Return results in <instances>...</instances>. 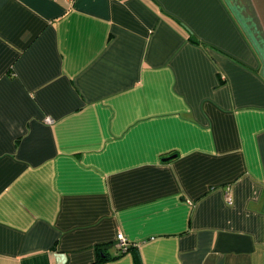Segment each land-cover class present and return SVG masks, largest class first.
Masks as SVG:
<instances>
[{
  "label": "crops",
  "instance_id": "obj_1",
  "mask_svg": "<svg viewBox=\"0 0 264 264\" xmlns=\"http://www.w3.org/2000/svg\"><path fill=\"white\" fill-rule=\"evenodd\" d=\"M0 264H264L251 0H0Z\"/></svg>",
  "mask_w": 264,
  "mask_h": 264
},
{
  "label": "water",
  "instance_id": "obj_2",
  "mask_svg": "<svg viewBox=\"0 0 264 264\" xmlns=\"http://www.w3.org/2000/svg\"><path fill=\"white\" fill-rule=\"evenodd\" d=\"M264 30V0H251Z\"/></svg>",
  "mask_w": 264,
  "mask_h": 264
},
{
  "label": "built area",
  "instance_id": "obj_3",
  "mask_svg": "<svg viewBox=\"0 0 264 264\" xmlns=\"http://www.w3.org/2000/svg\"><path fill=\"white\" fill-rule=\"evenodd\" d=\"M48 121L51 122L52 119H51V118H48ZM229 202H230V203L232 202L231 198H229ZM117 242H118V246H119L121 249H126V248H128V247L130 246L129 241L127 240V238H126L122 233H120V234L118 235V240H117Z\"/></svg>",
  "mask_w": 264,
  "mask_h": 264
},
{
  "label": "trees",
  "instance_id": "obj_4",
  "mask_svg": "<svg viewBox=\"0 0 264 264\" xmlns=\"http://www.w3.org/2000/svg\"><path fill=\"white\" fill-rule=\"evenodd\" d=\"M131 248H132V247L129 246V247L126 248V249H121V254L118 255V256H116V257H114V258H118V257L122 256L123 254H125L126 252H128L129 250H131ZM102 260H105V258L102 259Z\"/></svg>",
  "mask_w": 264,
  "mask_h": 264
}]
</instances>
